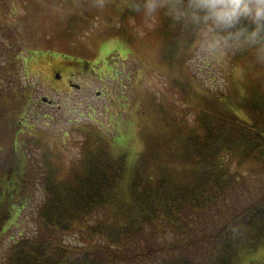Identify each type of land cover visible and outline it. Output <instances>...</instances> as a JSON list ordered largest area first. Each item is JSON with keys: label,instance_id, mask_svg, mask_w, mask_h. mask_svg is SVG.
I'll return each mask as SVG.
<instances>
[{"label": "rangeland", "instance_id": "374dc122", "mask_svg": "<svg viewBox=\"0 0 264 264\" xmlns=\"http://www.w3.org/2000/svg\"><path fill=\"white\" fill-rule=\"evenodd\" d=\"M95 4L0 0V259L19 234L39 228L42 183L71 178L82 148L99 144L133 160L143 134L159 144L199 130V105L211 92L232 102L248 78L264 88V62L216 47L206 29L165 58L163 16L129 13L128 0ZM241 170L247 182L250 168ZM238 197L247 195L226 206ZM65 242L78 244V235ZM242 258L264 264V246Z\"/></svg>", "mask_w": 264, "mask_h": 264}, {"label": "trees", "instance_id": "16d2710c", "mask_svg": "<svg viewBox=\"0 0 264 264\" xmlns=\"http://www.w3.org/2000/svg\"><path fill=\"white\" fill-rule=\"evenodd\" d=\"M167 18L165 58L204 29ZM246 80L232 102L206 96L199 130L184 142L155 144L143 134L133 160L99 144L82 148L71 178L42 183L39 228L19 234L0 264H243L245 253L264 246V88ZM1 122L0 115V129ZM242 168H250L247 182ZM237 192L247 198L226 206ZM69 234L79 243L66 244Z\"/></svg>", "mask_w": 264, "mask_h": 264}, {"label": "clouds", "instance_id": "9594fccd", "mask_svg": "<svg viewBox=\"0 0 264 264\" xmlns=\"http://www.w3.org/2000/svg\"><path fill=\"white\" fill-rule=\"evenodd\" d=\"M128 7L149 21L164 16L204 28L216 47L264 62V0H131Z\"/></svg>", "mask_w": 264, "mask_h": 264}, {"label": "water", "instance_id": "95a60500", "mask_svg": "<svg viewBox=\"0 0 264 264\" xmlns=\"http://www.w3.org/2000/svg\"><path fill=\"white\" fill-rule=\"evenodd\" d=\"M45 98H42V100H44Z\"/></svg>", "mask_w": 264, "mask_h": 264}]
</instances>
